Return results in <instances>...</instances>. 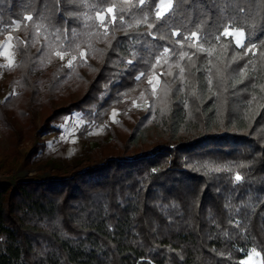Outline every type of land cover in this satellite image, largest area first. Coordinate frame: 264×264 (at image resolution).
Wrapping results in <instances>:
<instances>
[{"label": "trees", "instance_id": "trees-1", "mask_svg": "<svg viewBox=\"0 0 264 264\" xmlns=\"http://www.w3.org/2000/svg\"><path fill=\"white\" fill-rule=\"evenodd\" d=\"M136 3L0 2V33L22 24L8 77L18 76L19 93L0 103L1 127L19 133L12 149L76 112L102 123L122 92L173 73L161 76L168 96L125 140L111 128L114 152L91 153L70 173L0 183V264H241L252 250L264 264V0H172L163 27L146 0L123 25L110 20L106 40L89 35L105 32L98 14ZM143 15L153 28L135 26ZM229 25L244 32L243 47L215 40ZM192 32L211 54L184 44ZM165 47L176 51L153 70ZM65 50L77 57L72 68L57 61ZM181 50L192 56L179 62L183 86L174 78ZM44 68L43 80L36 71Z\"/></svg>", "mask_w": 264, "mask_h": 264}, {"label": "rangeland", "instance_id": "rangeland-1", "mask_svg": "<svg viewBox=\"0 0 264 264\" xmlns=\"http://www.w3.org/2000/svg\"><path fill=\"white\" fill-rule=\"evenodd\" d=\"M120 1L126 5L131 0ZM111 8L113 9L112 12L106 10L104 13L97 15L99 25L101 24L99 17L104 16L103 23L106 28L102 27V29L105 31H107L109 21L113 20L114 7ZM21 25L20 21H15L11 27V32L7 34L0 33V103L19 93L18 76H13V83L8 82V77L10 71L20 61V56L15 51V47L19 42L13 32L18 31ZM229 31L243 32L238 29H229ZM9 37H11L10 40ZM20 40L22 41L21 36ZM242 40L245 42V34ZM6 41L7 43H5ZM82 52L85 54L83 60H86V49H83ZM71 55L74 54L65 55L63 60L56 56L57 61L63 67L69 68L67 67V61L71 58ZM74 63L75 61L73 65ZM163 64L165 63L161 60L160 66ZM4 65H8V67H4ZM47 70L48 68L38 70L36 74L44 80ZM160 73H153L140 85L122 92L120 94L121 99L113 103L102 123L90 120L82 112H76L55 121L52 124L55 130L42 134L33 140H23L17 150L11 147L19 137V133L7 130L0 125V183L15 185L25 178L40 179L70 173L72 168L80 165L83 160H89V154L91 153L109 154L114 152L115 144L111 128L118 137L125 140L127 129H130L142 117H146L147 114L151 113L153 108L156 109V104H161L165 100L161 92L163 84ZM157 76L160 77L159 82H157ZM149 78L156 85V95H152L153 87L148 83ZM141 93H144L143 98H141ZM114 112L117 113L114 119L118 123L113 121ZM42 147L44 149H41ZM35 149H38V155L32 156L31 153ZM91 161L95 162L94 160ZM243 264H262L261 255L252 250L247 258L243 260Z\"/></svg>", "mask_w": 264, "mask_h": 264}, {"label": "snow or ice", "instance_id": "snow-or-ice-1", "mask_svg": "<svg viewBox=\"0 0 264 264\" xmlns=\"http://www.w3.org/2000/svg\"><path fill=\"white\" fill-rule=\"evenodd\" d=\"M0 2H2V0H0ZM145 2L146 0H138V3L136 4H133V5H130L129 8H120L119 6H114L117 8V13L115 16L112 17L113 20L116 19V16H119V22L121 23V25L124 24V14L125 13H129V15L132 17V18H135L134 15L132 14V9H139L141 11H144V6H145ZM151 3L155 5V12H154V16H153V19L156 20V21H163V23L161 24V27L164 26V24H167V19H165V14L166 12H168L169 10L172 9L173 5L171 3V0H159V3L156 4V0H151ZM108 12H112L113 9L112 8H109L107 9ZM100 21H101V24L99 25V27H104L106 28V25L103 23L104 21V16H100ZM171 17L169 16L168 19H170ZM26 20H31L32 17L31 16H28V17H25ZM86 19H92V17H86ZM109 23H111V21H109ZM140 24H146L147 27L149 29L153 28V24L149 22V16L148 15H143L142 18L140 19H135V26H139ZM126 27L128 29H131L134 27L133 24H127ZM232 27V25H229L228 27H225L223 32H219L216 34L215 36V40L216 41H224L225 42V47L227 46V44H230L232 43V40H234L235 42V45L238 46V47H243L244 46V41L242 40V37L244 36V33L243 32H240V31H229V28ZM199 31V30H198ZM74 35H76L74 33ZM90 36L91 35H96L98 37H101L102 39H107V36H108V32L105 31L104 33H99V32H96V33H92V34H89ZM148 35H153L151 32L148 33ZM172 35H180L179 33H173ZM231 37L232 40H229L228 38ZM153 38L154 35H153ZM163 38V37H162ZM182 40L184 41V44H187V46L189 48H196V51L199 52V51H208L209 54H211V49H204L203 48V45H197V43L195 41H199L201 39L200 36L197 35V32H192L190 35L188 36H182L181 37ZM195 38V40H194ZM9 40L11 39V37L8 38ZM204 42L205 43H208L209 41L207 40V38L205 37L204 38ZM250 42V41H249ZM7 43V41L5 42ZM176 43H180V41H177ZM184 44H181V49H183L184 47ZM88 47L91 49L92 48V44L89 43L88 44ZM77 48H79V45H77ZM170 51L172 53H174L176 50L173 48V49H169L168 47H165L163 49V52L160 54V57L157 58L156 60V64L152 65V68L153 70L156 68L157 65H160L161 64V60L164 61V63L167 64L168 60L171 58L170 57ZM70 54L68 52V50H65V51H57L55 53L56 56H58L61 60H63L65 58V55H68ZM80 57L83 58L84 57V52H80L79 53ZM192 55H195V53H192ZM133 56L135 57V53L133 52ZM185 58H187L189 61L192 60V56L189 55V53L187 51H183L181 50L180 51V54H179V57H178V62L175 64V67H177L179 69V72L175 75V79H179L181 81V85H185V68L184 67H181L180 65V61H184ZM77 60V57L75 55H71V58L67 61V67L69 68H72L73 67V62ZM132 60H128L127 63L129 65L132 64ZM4 67H8V65H4ZM172 65H169V68H171ZM197 71H200V69H196ZM218 73H219V69H217ZM208 72H209V77H208V80H207V83L208 85H212L213 81H212V78H211V69H208ZM145 73H141L139 76L136 77V80H140L142 77H144ZM165 75H173V73H171L170 71L168 72H161L160 73V76H165ZM221 77H222V73L220 74ZM159 76L156 77L157 79V82H159ZM148 83L150 85H152L153 87V91H152V95H156V85L153 84V80L151 78H149L148 80ZM182 88H177L176 89V92H179L181 91ZM171 91L169 85H168V82L165 81L164 85L161 87V92L163 94V96L166 98L169 94V92ZM192 95H195V92L192 93ZM144 96V93H141V98H143ZM135 104V102H133ZM185 105L187 104V101L184 102ZM151 107V106H150ZM153 112L155 111V109L153 108L152 109ZM164 114V109H161V115ZM115 115H117V113H113V121L114 122H117L118 121H115L114 117ZM215 171H220L221 169L219 168H216L214 169ZM235 179L237 181H240L241 180V176L240 175H236ZM249 259H251V257H249ZM241 264H243V262H241Z\"/></svg>", "mask_w": 264, "mask_h": 264}]
</instances>
